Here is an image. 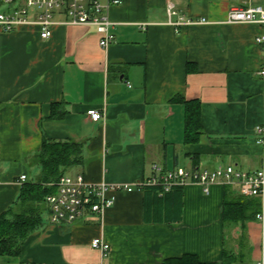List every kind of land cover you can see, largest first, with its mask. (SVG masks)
<instances>
[{
  "label": "crops",
  "instance_id": "obj_1",
  "mask_svg": "<svg viewBox=\"0 0 264 264\" xmlns=\"http://www.w3.org/2000/svg\"><path fill=\"white\" fill-rule=\"evenodd\" d=\"M167 2L179 15L210 23L174 27ZM247 5L119 0L107 8L115 25L114 41L105 48L91 26L54 25L47 39L34 25L0 29V212L15 202L21 174L25 182L37 178L45 140L80 142L82 162L66 173L92 183L136 185L152 175L154 164H229L249 172L263 167L264 145L256 142L255 131L264 125V78L258 74L264 52L255 38L264 26L225 22L230 7ZM189 100L197 101L201 133L185 142ZM89 109L100 110L101 119L93 121ZM225 191L239 195L220 183L208 194L193 183L167 194L113 191L114 203L102 219L55 225L44 216L19 254L0 256V264H163L185 254L214 263L224 250L231 252L225 247L241 250L235 254H242L240 261L245 251L257 264L264 223L254 217L225 224ZM262 207L264 212V198ZM94 238L109 249L91 247Z\"/></svg>",
  "mask_w": 264,
  "mask_h": 264
},
{
  "label": "built area",
  "instance_id": "obj_2",
  "mask_svg": "<svg viewBox=\"0 0 264 264\" xmlns=\"http://www.w3.org/2000/svg\"><path fill=\"white\" fill-rule=\"evenodd\" d=\"M246 1L247 6L230 7L225 22L258 23L264 26V4L251 5L250 0ZM110 3H119V0L105 4L99 0H0V29L8 33L20 26L34 25L38 28L39 36L47 39L54 25L91 26L99 34V46L105 48L114 41L112 29L115 23L107 15ZM166 12L168 24L174 27L210 23L205 17L191 19L179 15L171 2L166 3ZM255 39L263 45L264 52V33ZM258 74L264 78V61ZM87 114L93 121L102 117V112L97 109H89ZM255 132L256 142L264 145V125L257 126ZM152 170L151 176L141 179L136 185L92 183L86 181L81 174L64 173L53 183L55 191L45 198L46 220L55 225L73 224L78 220L87 221L92 218L100 220L105 210L114 203V197L109 195L113 191L157 186L160 193H165L175 187L182 188L193 183L198 184L203 193L208 194L213 184L220 183L233 187L239 195L259 197L261 205L255 218L264 223V166L249 172L229 164L214 168L176 166L170 169L154 164ZM26 179L25 174L19 176L20 182H25ZM90 245L102 252L109 249V245L101 238L92 239ZM261 250L262 257L257 264H264V240Z\"/></svg>",
  "mask_w": 264,
  "mask_h": 264
},
{
  "label": "trees",
  "instance_id": "obj_3",
  "mask_svg": "<svg viewBox=\"0 0 264 264\" xmlns=\"http://www.w3.org/2000/svg\"><path fill=\"white\" fill-rule=\"evenodd\" d=\"M184 109V141H196L201 133L197 101H184ZM37 161L40 165L37 178L24 182L13 205L0 212V256L16 257L23 242L42 225L47 214L45 198L55 191L53 183L60 175L82 162V145L77 141L45 140L37 154ZM144 189L160 193L157 186ZM180 190V187H175L161 194ZM259 209L260 201L255 202L241 195L232 196L225 191L222 204L225 224H244L254 218ZM241 256L242 254L235 255L224 250L220 261L214 263L201 262L196 255L185 254L177 258H167L163 264H232Z\"/></svg>",
  "mask_w": 264,
  "mask_h": 264
},
{
  "label": "rangeland",
  "instance_id": "obj_4",
  "mask_svg": "<svg viewBox=\"0 0 264 264\" xmlns=\"http://www.w3.org/2000/svg\"><path fill=\"white\" fill-rule=\"evenodd\" d=\"M181 166H185V167H188V165H186L185 163H181ZM229 231V230H228ZM227 231V232H228ZM226 244L227 245H230V240L229 239H227L226 240ZM226 249H229V250H231V252L233 253V254H236V253H239V252H241V250H232V247H225ZM239 249V248H238ZM244 252V256H245V258L243 259V260H236L235 262H233L232 264H256L255 263V261H253V260H251L249 257L247 258V254L245 253V251H242V253Z\"/></svg>",
  "mask_w": 264,
  "mask_h": 264
}]
</instances>
